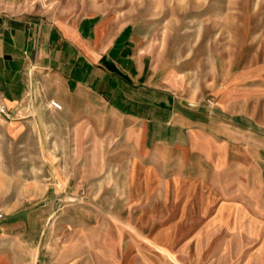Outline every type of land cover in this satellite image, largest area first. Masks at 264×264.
<instances>
[{"label": "rangeland", "instance_id": "1", "mask_svg": "<svg viewBox=\"0 0 264 264\" xmlns=\"http://www.w3.org/2000/svg\"><path fill=\"white\" fill-rule=\"evenodd\" d=\"M115 1L154 21L158 52L182 60L191 89L247 91L253 120L264 124V0ZM64 132L52 129L43 148L13 141L0 115V264H264V189L218 222L195 191L182 203V190L147 189L128 150L104 142L94 122L86 157ZM251 145L260 156L247 185L259 188L264 149Z\"/></svg>", "mask_w": 264, "mask_h": 264}, {"label": "crops", "instance_id": "2", "mask_svg": "<svg viewBox=\"0 0 264 264\" xmlns=\"http://www.w3.org/2000/svg\"><path fill=\"white\" fill-rule=\"evenodd\" d=\"M116 5L0 0V104L9 116L0 115L11 138L43 148L62 128V139L81 142L86 157L94 122L104 142L128 150L147 189L172 186L182 203L195 191L203 207H216L218 222L227 221L250 206L247 197L262 195L259 176V188L247 184L250 159L260 156L251 143L264 149V124L253 120L247 91L191 89L182 60L172 64L158 52L154 21Z\"/></svg>", "mask_w": 264, "mask_h": 264}, {"label": "built area", "instance_id": "3", "mask_svg": "<svg viewBox=\"0 0 264 264\" xmlns=\"http://www.w3.org/2000/svg\"><path fill=\"white\" fill-rule=\"evenodd\" d=\"M207 102L210 105L214 104V101L212 99H208ZM50 105L53 108L58 109V110H62L63 109L62 103L57 101L56 99H51L50 100ZM0 114L5 115V116H9L8 110H7V108H6V106L4 104H0ZM3 218H4V214L0 213V219H3Z\"/></svg>", "mask_w": 264, "mask_h": 264}]
</instances>
